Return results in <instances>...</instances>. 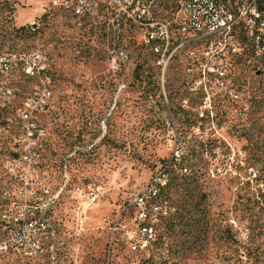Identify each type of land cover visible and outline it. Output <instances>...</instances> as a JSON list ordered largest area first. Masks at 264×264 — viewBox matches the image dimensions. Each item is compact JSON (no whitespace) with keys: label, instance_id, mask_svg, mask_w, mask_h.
I'll return each mask as SVG.
<instances>
[{"label":"rangeland","instance_id":"rangeland-1","mask_svg":"<svg viewBox=\"0 0 264 264\" xmlns=\"http://www.w3.org/2000/svg\"><path fill=\"white\" fill-rule=\"evenodd\" d=\"M50 1L0 0V54L44 67L0 78V239L10 207L36 202L50 224L36 256L0 264H264V64L231 69L237 99L207 100L111 0ZM153 11L172 21L175 0ZM161 171L171 214L134 253L110 226L132 225L129 197Z\"/></svg>","mask_w":264,"mask_h":264},{"label":"built area","instance_id":"built-area-1","mask_svg":"<svg viewBox=\"0 0 264 264\" xmlns=\"http://www.w3.org/2000/svg\"><path fill=\"white\" fill-rule=\"evenodd\" d=\"M71 1L51 0L50 3L68 9L73 5ZM86 2L78 0L76 7ZM158 2L111 0L109 5L117 4L122 8L127 21L140 29L144 44L152 47L163 67L171 60L177 64L185 62L188 82L193 90H203L205 99L215 96L211 91L220 95L224 90L225 97L237 99L236 92L228 89L233 83L231 69L238 63L254 69L264 64V0H175L172 21L156 16L153 8ZM234 2H241L242 11L234 10ZM92 4L98 7L95 0ZM32 53H21L19 57L0 54V78L19 68L28 74H41L44 70V67L40 69L42 55ZM126 60L127 53L119 50L111 60L112 66L119 67L118 61L124 63ZM30 62H34V67L28 70L26 66ZM127 206L133 208L132 225L120 224L119 218L110 226L111 234L122 232L134 253L149 252L158 240L159 226L169 218L172 210L166 172L161 171L131 195ZM17 208L10 207L7 211L12 221L6 217L2 221L6 237L0 239V259L11 250L27 257L36 256L41 250L38 239L50 228L48 219L39 217L36 202Z\"/></svg>","mask_w":264,"mask_h":264},{"label":"trees","instance_id":"trees-1","mask_svg":"<svg viewBox=\"0 0 264 264\" xmlns=\"http://www.w3.org/2000/svg\"><path fill=\"white\" fill-rule=\"evenodd\" d=\"M173 164H174V163H172V165H173ZM171 173L173 174V176H174L173 178H175V180H178V181L184 182V180L186 179L184 174H181V176H178V177H177V176L175 175L176 171L173 170V168L171 169ZM197 173H198V172H192V174L190 175V177L196 180V178H197ZM158 239H159V237H158ZM150 251H151V250H150Z\"/></svg>","mask_w":264,"mask_h":264},{"label":"bare ground","instance_id":"bare-ground-1","mask_svg":"<svg viewBox=\"0 0 264 264\" xmlns=\"http://www.w3.org/2000/svg\"><path fill=\"white\" fill-rule=\"evenodd\" d=\"M234 10L235 11H242V4H241V2H234Z\"/></svg>","mask_w":264,"mask_h":264}]
</instances>
